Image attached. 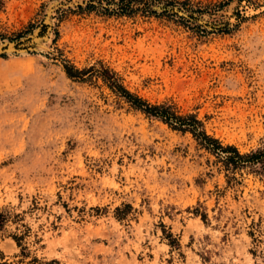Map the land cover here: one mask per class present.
<instances>
[{
	"label": "rangeland",
	"instance_id": "rangeland-1",
	"mask_svg": "<svg viewBox=\"0 0 264 264\" xmlns=\"http://www.w3.org/2000/svg\"><path fill=\"white\" fill-rule=\"evenodd\" d=\"M84 1L0 0V41L50 20L41 47L0 54V264H264V172L228 182L190 133L63 69L103 65L223 145L264 147V0H154L191 20Z\"/></svg>",
	"mask_w": 264,
	"mask_h": 264
},
{
	"label": "trees",
	"instance_id": "trees-1",
	"mask_svg": "<svg viewBox=\"0 0 264 264\" xmlns=\"http://www.w3.org/2000/svg\"><path fill=\"white\" fill-rule=\"evenodd\" d=\"M155 6H160V10H156ZM77 9L96 11L105 15L127 16H132L138 12L144 15H157L160 12L178 15L181 18L190 20L195 19L198 13H203L200 10H194L187 6H180L175 3H162L154 0H86L83 5H77ZM180 12H183V14H180ZM63 69L66 75L72 79L90 80L89 78L92 75L100 77L114 93L124 98L134 109L140 110L147 116L159 119L172 130L190 133L200 148L207 150L217 158V162L221 163L226 175L228 173L232 174L228 182L235 179L233 174L242 169L249 168L253 172H264V147L241 153L235 145H223L218 138L206 132L203 122L197 118L195 113L180 114L176 111L173 104L166 102L153 104L148 102L129 91L120 82L114 72L103 65H100L98 68L93 65L88 68L78 69L71 64H64ZM126 206L130 207L128 204ZM116 210L119 211L118 208ZM201 216L205 218L204 214H201ZM4 219V214L0 212V225ZM13 239L19 246V238L13 236ZM33 260L35 261V259Z\"/></svg>",
	"mask_w": 264,
	"mask_h": 264
},
{
	"label": "water",
	"instance_id": "water-1",
	"mask_svg": "<svg viewBox=\"0 0 264 264\" xmlns=\"http://www.w3.org/2000/svg\"><path fill=\"white\" fill-rule=\"evenodd\" d=\"M65 5L71 4L58 2L54 6L61 7ZM154 8L160 10V6H155ZM180 14H183V12H180ZM49 24V18L46 17L43 24L33 29L24 37H20L17 40L0 41V54L29 52L41 47V45L48 40V34L50 31Z\"/></svg>",
	"mask_w": 264,
	"mask_h": 264
},
{
	"label": "bare ground",
	"instance_id": "bare-ground-1",
	"mask_svg": "<svg viewBox=\"0 0 264 264\" xmlns=\"http://www.w3.org/2000/svg\"><path fill=\"white\" fill-rule=\"evenodd\" d=\"M50 21V20H49ZM50 35V34H49Z\"/></svg>",
	"mask_w": 264,
	"mask_h": 264
}]
</instances>
